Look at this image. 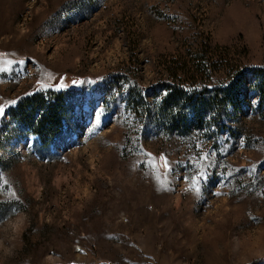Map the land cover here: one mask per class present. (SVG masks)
Returning <instances> with one entry per match:
<instances>
[{
	"label": "rangeland",
	"instance_id": "1",
	"mask_svg": "<svg viewBox=\"0 0 264 264\" xmlns=\"http://www.w3.org/2000/svg\"><path fill=\"white\" fill-rule=\"evenodd\" d=\"M9 60L0 264H264V251L241 259L229 243L264 229V0H0V66ZM196 63L206 67L190 95L204 93L213 117L158 127L148 111ZM59 83L72 108L54 140L16 130L10 110ZM131 93L148 116L135 114ZM96 107L104 115L88 133ZM194 109L178 113L193 119ZM201 151L215 155L197 193L185 177Z\"/></svg>",
	"mask_w": 264,
	"mask_h": 264
},
{
	"label": "trees",
	"instance_id": "2",
	"mask_svg": "<svg viewBox=\"0 0 264 264\" xmlns=\"http://www.w3.org/2000/svg\"><path fill=\"white\" fill-rule=\"evenodd\" d=\"M205 64H208V62ZM210 64H213V62ZM196 66H198L197 69L194 65L186 67L182 71H175V77L165 83L167 94L151 111H148L149 116L154 117V122H156L158 127L172 128L173 130L180 128L181 130L182 128L197 126L199 119L204 121V118L213 117L209 115L210 107L206 102L209 98L204 93H199L198 97H195L194 94L190 95L189 89H195V87L200 85L196 78L206 67L204 64L198 63H196ZM241 74L233 75L232 82L239 84L242 78ZM190 76H194L195 80H192ZM204 90L206 91L208 88L206 87ZM227 90V86L214 89L213 93H211L213 96L212 100L214 102H223ZM131 94L130 103L134 107L135 114L137 116H142V114L148 116V112L145 111L147 110L146 107L140 104L141 100H144L143 97L137 93ZM67 96L63 91L50 90L48 92H37L25 97L10 110V118L16 130L20 128L28 134L37 136L44 144L49 145L60 133L64 125V119L70 114L72 106ZM262 98H264V94H262ZM233 102L225 101L222 105L228 106L231 103L233 104ZM186 106L196 107L194 112H196L197 116L193 119H190L188 114L181 116L178 110L184 109ZM214 117H219L218 122H222L223 115H214ZM7 132L11 134L13 129L8 128ZM1 133L2 131L0 130V138Z\"/></svg>",
	"mask_w": 264,
	"mask_h": 264
},
{
	"label": "snow or ice",
	"instance_id": "3",
	"mask_svg": "<svg viewBox=\"0 0 264 264\" xmlns=\"http://www.w3.org/2000/svg\"><path fill=\"white\" fill-rule=\"evenodd\" d=\"M14 61L9 60L5 66H0V72H8L12 70V65ZM20 63H23L22 61ZM73 84L79 83L78 81H72ZM56 90L59 91L67 85L65 83H59L56 86ZM118 94V93H117ZM16 103L15 100L9 101L8 105L0 104V118L6 117V107L10 105H14ZM104 115V109L96 107L92 112V119L89 120V124L86 126V130L88 133H91L99 127V123L101 122V118ZM211 119V117H210ZM69 138L71 137V133L68 134ZM197 149H201L202 145L200 143L196 144ZM149 156V163L155 168L158 165V162L155 157L152 156L151 153L147 154ZM215 155V152L211 151H201L198 156H193L189 158V163L195 168V172L191 177L186 176L185 179L191 180V188L195 190V192H199L201 190V181L207 180L209 178V172L207 171L206 166H210L208 162L210 158ZM159 166L163 167L166 171H171L172 165L169 163L167 157L161 155L159 158ZM159 179V177H157Z\"/></svg>",
	"mask_w": 264,
	"mask_h": 264
},
{
	"label": "clouds",
	"instance_id": "4",
	"mask_svg": "<svg viewBox=\"0 0 264 264\" xmlns=\"http://www.w3.org/2000/svg\"><path fill=\"white\" fill-rule=\"evenodd\" d=\"M258 233L264 234V229H256L252 232L233 236L229 242L231 245L230 250L233 253L239 254L241 259H243L244 253L251 252L254 249L256 252L264 251V245L261 244V236ZM4 251L6 254L9 252L8 249Z\"/></svg>",
	"mask_w": 264,
	"mask_h": 264
}]
</instances>
